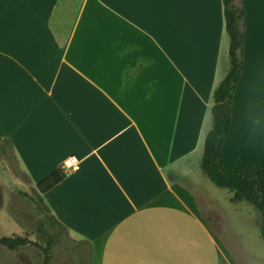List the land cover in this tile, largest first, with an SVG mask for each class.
<instances>
[{
	"label": "crops",
	"instance_id": "crops-1",
	"mask_svg": "<svg viewBox=\"0 0 264 264\" xmlns=\"http://www.w3.org/2000/svg\"><path fill=\"white\" fill-rule=\"evenodd\" d=\"M239 1L243 71L220 154L250 179L264 163V0ZM228 47L221 0H0V143L33 188L79 160L41 199L97 264H232L193 178Z\"/></svg>",
	"mask_w": 264,
	"mask_h": 264
},
{
	"label": "rangeland",
	"instance_id": "rangeland-1",
	"mask_svg": "<svg viewBox=\"0 0 264 264\" xmlns=\"http://www.w3.org/2000/svg\"><path fill=\"white\" fill-rule=\"evenodd\" d=\"M198 170L193 178H201V194L205 196L203 201L198 199L202 207L199 214L232 264H264V241L256 226L258 214L246 203L231 204L230 193L214 187ZM239 209L255 226L238 222ZM49 218L39 195L20 169L12 146L0 143V238L20 237L30 242L15 250L0 246V264H44L41 249L49 240L53 244L47 264H97L86 245L72 241L62 228L51 226Z\"/></svg>",
	"mask_w": 264,
	"mask_h": 264
},
{
	"label": "trees",
	"instance_id": "trees-1",
	"mask_svg": "<svg viewBox=\"0 0 264 264\" xmlns=\"http://www.w3.org/2000/svg\"><path fill=\"white\" fill-rule=\"evenodd\" d=\"M225 32L229 39L228 58L229 70L212 94L213 105L211 108L212 128L204 141L200 170L207 180L216 188L227 190L231 197V204L246 203L259 216L258 231L260 239L264 241V163L253 178H244L236 174L227 173L221 162V148L228 135L230 126L231 105L233 94L243 71L242 48L244 45V9L241 1L221 0ZM65 174L56 171L43 181L34 186V190L41 197L60 184ZM44 205V204H43ZM49 213L47 207L44 205ZM51 226L60 225L50 216ZM29 245L25 238H0V246L15 250L20 246ZM53 242L48 241L45 248L41 249L44 264L50 261V248Z\"/></svg>",
	"mask_w": 264,
	"mask_h": 264
},
{
	"label": "built area",
	"instance_id": "built-area-1",
	"mask_svg": "<svg viewBox=\"0 0 264 264\" xmlns=\"http://www.w3.org/2000/svg\"><path fill=\"white\" fill-rule=\"evenodd\" d=\"M79 160L76 157H69L61 165V171L66 175L78 167Z\"/></svg>",
	"mask_w": 264,
	"mask_h": 264
}]
</instances>
